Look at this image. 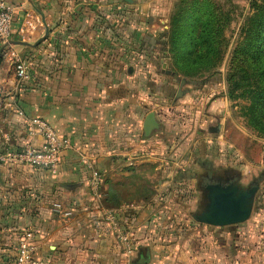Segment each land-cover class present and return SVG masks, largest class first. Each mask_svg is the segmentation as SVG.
I'll return each instance as SVG.
<instances>
[{
    "label": "crops",
    "instance_id": "0c3cea01",
    "mask_svg": "<svg viewBox=\"0 0 264 264\" xmlns=\"http://www.w3.org/2000/svg\"><path fill=\"white\" fill-rule=\"evenodd\" d=\"M7 1L15 14L8 41L0 40V150L6 135L17 146L41 144L26 132L24 119L33 116L70 148L54 174L0 162V264L13 263L11 247L25 234L47 264H121L108 212L130 229L136 264H264V138L255 137L253 159L217 138L222 167L203 160L211 139L195 134L209 131L226 99L204 103L213 89L186 78L183 96L172 97L178 84L158 44L163 32L147 21L151 0ZM25 18L32 25L23 39ZM16 59L28 62L25 80L15 76ZM149 112L154 124L145 132ZM92 169L102 176L96 198ZM213 183L255 188L245 221L197 220Z\"/></svg>",
    "mask_w": 264,
    "mask_h": 264
},
{
    "label": "trees",
    "instance_id": "16d2710c",
    "mask_svg": "<svg viewBox=\"0 0 264 264\" xmlns=\"http://www.w3.org/2000/svg\"><path fill=\"white\" fill-rule=\"evenodd\" d=\"M251 7L253 12L239 28L235 45L229 52V41L222 35L225 21L210 2L180 0L169 18L164 49L179 84L185 78L217 69L230 54L225 73L227 97L248 101L241 107L247 126L264 136V0H253ZM149 84L150 93H155L158 88ZM179 84L171 92L176 99L184 94Z\"/></svg>",
    "mask_w": 264,
    "mask_h": 264
},
{
    "label": "built area",
    "instance_id": "2783aa9c",
    "mask_svg": "<svg viewBox=\"0 0 264 264\" xmlns=\"http://www.w3.org/2000/svg\"><path fill=\"white\" fill-rule=\"evenodd\" d=\"M15 10L12 4L7 0H0V40L7 42L12 31V21ZM31 22L25 18L19 27L21 38L30 37ZM14 73L18 81L28 78V62L16 59L13 63ZM19 115H24L22 111H18ZM25 127L28 136H41V144L35 145L30 142L22 145L13 144L9 137H4V142L0 150V162L2 163H19L32 168L45 170L49 173H56L61 162L63 152L70 148L69 140L66 136L59 134L54 127L46 120L39 116L26 117ZM85 161L84 157H81ZM102 176L99 172L92 169L88 180V188L92 197H97L100 192ZM57 209H61V204L53 203ZM64 215H69V211H64ZM106 219L111 223L112 228L116 232V236L121 246V264H136L134 262V250L130 239V229L117 224L113 213L108 212ZM37 245L31 240L29 234L23 235L11 247L13 253L12 264H47L46 260L39 259L35 256Z\"/></svg>",
    "mask_w": 264,
    "mask_h": 264
},
{
    "label": "rangeland",
    "instance_id": "374dc122",
    "mask_svg": "<svg viewBox=\"0 0 264 264\" xmlns=\"http://www.w3.org/2000/svg\"><path fill=\"white\" fill-rule=\"evenodd\" d=\"M207 1L210 2L211 6L216 9L217 14L220 16V18H222V21H225L222 29V35L229 41L228 50L230 52L235 45L239 28L241 27L245 19L253 12L251 7V2L253 0ZM179 3L180 0H151V6L147 10V21H150V24H155V27L152 28H158L159 30H162L160 32L163 33L158 37V44L160 45V47L165 48V34L167 33L169 28V21L167 23L164 17L170 18L171 13L173 12V10H175L176 6H178ZM159 19L163 20V23ZM164 24L167 26L163 27ZM229 55L227 54L223 58L221 64L216 67L217 69L203 72L202 74H200V76H197L196 81H193V79H189L188 81L196 82V84H191V87H193V85H195L196 87H198L199 85L203 86L206 81L208 86H206L208 88L207 90L213 89L211 94L205 97L203 101L204 103L209 102L210 99L218 94L222 95L226 99V101L224 100L223 106L220 105L218 107L219 114L214 115L211 120L212 126L219 122L222 128H220V130L216 133L204 130L201 133L195 134L196 136L202 138L204 143L207 140L211 139V150H209L210 152L208 155L202 156V158L203 160H207V164H212L213 168H221L223 164L221 163L222 159L219 153L220 143H218L219 141H217V138H219L220 141H228V143L231 144V147L234 150L235 148L243 149L244 152L247 153V156L249 158H255V155L258 154V145L260 143H258L255 137L257 139L264 138V136L258 135L255 131L250 129L249 126H247L246 119L243 116V110L241 107L243 105H246L248 101L246 99H243L242 97H236L235 99H230L229 97H227L225 73L226 65L229 62ZM172 73V76L175 77V80H172V82H176V84H179V79L176 77L175 72L173 71ZM186 88L188 87L186 86ZM238 92H241V89H239ZM197 94H200L202 96V93L200 92ZM184 98L188 101L190 100L188 97ZM220 133H222L221 136L219 135ZM196 170H198V167L196 168Z\"/></svg>",
    "mask_w": 264,
    "mask_h": 264
},
{
    "label": "water",
    "instance_id": "95a60500",
    "mask_svg": "<svg viewBox=\"0 0 264 264\" xmlns=\"http://www.w3.org/2000/svg\"><path fill=\"white\" fill-rule=\"evenodd\" d=\"M25 43V42H16ZM184 80H182V84ZM154 124V113L149 112L144 121L145 132ZM220 123L211 125L209 131L216 133L220 130ZM255 188H241L240 186L229 183L221 185L213 183L207 185L206 204L196 218L198 221L215 225L224 226L245 221L252 210Z\"/></svg>",
    "mask_w": 264,
    "mask_h": 264
}]
</instances>
